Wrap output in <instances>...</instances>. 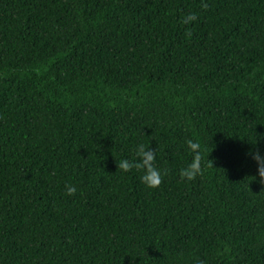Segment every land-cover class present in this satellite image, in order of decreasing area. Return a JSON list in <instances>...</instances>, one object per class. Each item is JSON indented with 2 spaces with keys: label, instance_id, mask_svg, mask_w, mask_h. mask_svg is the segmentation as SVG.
<instances>
[{
  "label": "trees",
  "instance_id": "obj_1",
  "mask_svg": "<svg viewBox=\"0 0 264 264\" xmlns=\"http://www.w3.org/2000/svg\"><path fill=\"white\" fill-rule=\"evenodd\" d=\"M257 149L264 0H0V264H264Z\"/></svg>",
  "mask_w": 264,
  "mask_h": 264
},
{
  "label": "clouds",
  "instance_id": "obj_2",
  "mask_svg": "<svg viewBox=\"0 0 264 264\" xmlns=\"http://www.w3.org/2000/svg\"><path fill=\"white\" fill-rule=\"evenodd\" d=\"M187 146L193 154L192 160L187 165V167L180 170L179 175L181 179L193 181L198 176L203 175L204 169L201 165L204 157L201 154V144L199 142H194L193 140L189 139L187 141ZM211 149L207 151L208 167H214L213 161L208 159V154ZM250 154L252 159L257 163V172L260 177L259 183L264 184V155H262L258 149L252 151ZM155 159V151L149 147L146 148L145 145L141 144L136 149V159H122L120 160L117 167H119L124 172L131 171L133 168L142 169L143 175L141 176V181L149 188H158L162 183V173L158 168L155 167ZM166 174L167 170H164V175ZM65 189V194L68 196H74L77 192V189L74 185L66 184Z\"/></svg>",
  "mask_w": 264,
  "mask_h": 264
}]
</instances>
